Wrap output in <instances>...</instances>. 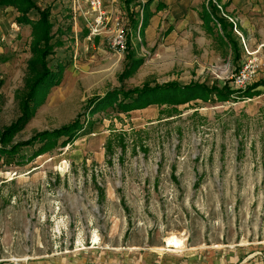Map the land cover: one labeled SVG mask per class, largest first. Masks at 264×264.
I'll return each mask as SVG.
<instances>
[{"label":"rangeland","instance_id":"1","mask_svg":"<svg viewBox=\"0 0 264 264\" xmlns=\"http://www.w3.org/2000/svg\"><path fill=\"white\" fill-rule=\"evenodd\" d=\"M90 1L35 0L51 7L48 65L64 72L39 92L34 116L10 144L84 111L87 125L40 155L36 143L1 158L0 264H264V85L242 97L235 82L247 67L257 73L248 85L264 79V0H231L227 8L245 28L233 29L238 61L190 16L205 0H164L145 34L135 25L148 0L131 3L139 18L125 0H101L100 22ZM17 16L0 6V131L21 115L32 57V28ZM174 19L180 31L169 35ZM121 30L125 50L111 44ZM134 58L141 64L121 77ZM169 81L235 91L228 101L211 94L89 113L90 101L112 89Z\"/></svg>","mask_w":264,"mask_h":264},{"label":"trees","instance_id":"2","mask_svg":"<svg viewBox=\"0 0 264 264\" xmlns=\"http://www.w3.org/2000/svg\"><path fill=\"white\" fill-rule=\"evenodd\" d=\"M148 0L143 5V11L141 18H138L137 28L141 23L140 32H144L149 18L152 14L150 10L151 2ZM219 0H209L208 6H204L202 16L208 21H214L215 24L220 23L223 34L228 39L232 50L235 52V59L238 61L241 58L239 43L234 39L231 32L233 31L234 22L229 20L223 15H218L217 11L220 9ZM133 0H126L128 9L130 3ZM0 3L13 5L19 11L20 15L17 18L19 24H30L32 26V42H31V58L28 61V75L25 80L26 90L19 92L20 104L22 106L21 115L17 121L6 127L3 131H0V160L3 157L15 156L20 153L21 149L25 145L34 146L36 143H41V146L36 150L37 155L42 152L56 146L60 139L63 138V145L73 142L78 138L82 131L85 130L87 125V119H83V115L86 111L80 112L75 116V119L71 123L57 127L54 130H42L35 134L34 137L25 140L24 142L10 144L14 134L24 128V126L30 121L35 114L37 99L39 92L46 88L49 89L61 82L63 77L64 67L59 64V68L52 70L48 65V57L53 53L52 44V23H50L51 7L46 8L39 7L35 0H0ZM33 11L39 12L37 20L31 18ZM137 13L132 12V15ZM133 17V16H132ZM134 19V18H133ZM132 19V20H133ZM134 21V20H133ZM135 22V21H134ZM236 25L239 29H243L240 23L237 21ZM142 59H132L126 66V70L121 77H130L141 64ZM264 85V79L248 85L246 89L239 90L242 97H251L253 95L260 94V91H256V88ZM235 90L230 92L228 87H220L218 85L210 87L206 83H189L181 84L178 81H169L166 84H156L150 86L149 84L143 87H135L134 89L124 90L123 88H115L108 91L101 97H95L90 102L89 106L92 109L89 113H93L104 106L112 105L118 107L119 112H130L137 108H144L152 103H172V104H184L192 99H206L209 100L211 94H215L218 99L228 101ZM145 99L148 103L140 106L139 99ZM90 107V108H91ZM88 108V107H87Z\"/></svg>","mask_w":264,"mask_h":264},{"label":"crops","instance_id":"3","mask_svg":"<svg viewBox=\"0 0 264 264\" xmlns=\"http://www.w3.org/2000/svg\"><path fill=\"white\" fill-rule=\"evenodd\" d=\"M135 0H133V2H134ZM155 0H153L152 2H154ZM209 0H205V2H203V5H202V9L201 10H197V11H193L194 12V14L192 13L190 16L192 17V19H195L196 20V22L199 24V27L200 28H203L206 32H208L209 34H212V33H214V34H216L217 36H218V38L219 39H221V41L223 42V43H227V44H229V46H231L230 45V43H229V41H228V39L225 37V35L223 34V31H222V28H221V25H220V23H217V25L215 24V22L214 21H208L207 19H204V17L202 16V12H203V10H204V6L205 5H207L208 6V2ZM215 1V0H214ZM132 2V3H133ZM151 2V3H152ZM219 2V6H220V9L217 11V14L218 15H223V16H225L226 18H229L230 17V12L228 13V10H227V8L229 7V5L231 4V0H227V1H225L224 2V0H219L218 1ZM124 3H125V5H127V3H126V0L124 1ZM37 4V3H36ZM158 5H157V8H156V10H153V8H152V6H150V10H151V12H152V14H151V16H150V18H149V22H148V24H147V26H146V28L144 29V32H143V34H145V32L146 31H148V29L150 28V26H151V23H152V21H151V18L155 15V11H158V12H162V10H164L165 9V7H166V2L163 0H158V3H157ZM38 5V4H37ZM152 5V4H151ZM0 6H4V7H7V8H11V9H14L17 13H18V16L20 15V13H19V11L17 10V8H15L13 5H10V4H5V5H3V4H1L0 3ZM130 6L132 7V5H131V3H130ZM129 6V7H130ZM47 7V6H46ZM126 9H128V5L126 6ZM129 10V9H128ZM130 10H131V8H130ZM131 12H133V10H131ZM33 13V12H32ZM31 13V14H32ZM18 16L16 17V22H17V18H18ZM31 16V15H30ZM137 17H138V14L136 15ZM32 18V17H31ZM33 19V18H32ZM170 21H172V22H168V27H167V30H166V33L167 34H177L179 31H180V26L179 25H177L178 23H176L175 22V19L174 20H170ZM232 21V20H231ZM232 22H234V21H232ZM18 23V22H17ZM19 24V23H18ZM21 24H24V23H21ZM141 24V23H140ZM25 25H30V24H25ZM240 25L242 26V24L240 23ZM31 26V25H30ZM235 26H236V23H234V26H233V29L235 28ZM31 28H32V26H31ZM242 28L243 29H241V30H243L244 32H245V28L242 26ZM216 30V31H215ZM139 32H140V25H139ZM231 34H232V36L234 37V39L235 40H237L238 41V43H239V50H240V41H239V39L237 38V36H236V34H234V31H232L231 32ZM31 38H32V32H31ZM31 40H33V39H31ZM32 42V41H31ZM233 52H234V50H233ZM240 54H241V57H242V52H241V50H240ZM153 104H155V103H152V105ZM152 105H149V106H147V107H144V108H137V109H147V108H149V107H151ZM133 111H136V110H133ZM221 263V262H220ZM216 264V263H215Z\"/></svg>","mask_w":264,"mask_h":264},{"label":"built area","instance_id":"4","mask_svg":"<svg viewBox=\"0 0 264 264\" xmlns=\"http://www.w3.org/2000/svg\"><path fill=\"white\" fill-rule=\"evenodd\" d=\"M91 6H93V9H95L98 13H99V17L97 19L98 22H100L101 18L103 17V5L101 4V0H91ZM231 18L232 21H234V23H236V21L234 20V18ZM237 25L235 26V31L238 32L237 30ZM124 33V32H123ZM122 33V30L119 31L118 35H116L115 40H113L111 42L112 46L114 48H118L120 50H125L127 48V41H126V37H124V34ZM256 69H250V67L244 68L243 70H241L235 78V82L237 85V88L240 89H246L248 84L251 83V80L256 76Z\"/></svg>","mask_w":264,"mask_h":264},{"label":"bare ground","instance_id":"5","mask_svg":"<svg viewBox=\"0 0 264 264\" xmlns=\"http://www.w3.org/2000/svg\"><path fill=\"white\" fill-rule=\"evenodd\" d=\"M175 244H177V242H175Z\"/></svg>","mask_w":264,"mask_h":264}]
</instances>
